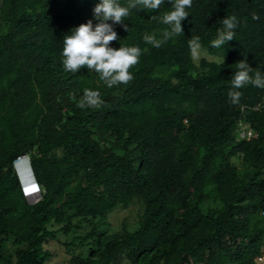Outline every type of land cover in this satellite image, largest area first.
I'll list each match as a JSON object with an SVG mask.
<instances>
[{"label":"trees","instance_id":"1","mask_svg":"<svg viewBox=\"0 0 264 264\" xmlns=\"http://www.w3.org/2000/svg\"><path fill=\"white\" fill-rule=\"evenodd\" d=\"M96 3L0 0V252L5 236L17 247L16 263L4 264H45L50 225L68 233L72 219L93 223L136 199L145 205L138 229L98 238L78 264H252L264 247V89L245 85L236 104L228 91L237 61L264 71V0H192L184 32L159 48L143 36L162 34L170 5L131 10L129 31L116 25L110 44L142 53L133 79L112 87L86 66L62 65L63 36ZM229 15L239 22L234 39L211 47ZM195 36L224 62L204 59L203 72H191ZM85 88L99 90V107L78 106ZM241 121L254 137L237 139ZM24 155L43 189L35 204L14 167ZM236 155L251 170L232 164ZM208 194L218 209L204 206Z\"/></svg>","mask_w":264,"mask_h":264},{"label":"clouds","instance_id":"2","mask_svg":"<svg viewBox=\"0 0 264 264\" xmlns=\"http://www.w3.org/2000/svg\"><path fill=\"white\" fill-rule=\"evenodd\" d=\"M166 2L170 6L159 20L167 28L159 37L155 33L143 36L145 42L156 48L184 32L182 20L189 16L188 9L192 7V0H128L126 4L121 0H97L92 9V18L73 27L63 36L61 57L64 69L76 73L81 66H86L89 72L97 73L107 87L127 84L133 79V73L129 69L138 63L142 49L136 45L125 46L121 43L119 47H113L110 42L118 40L115 26L120 25L125 31H129V26L124 21L131 10H157ZM238 23L235 15L223 17L215 38L209 41L210 46L219 49L233 40ZM188 43L191 54L197 56L201 49L200 37L195 36ZM248 84L264 89V71L259 66L253 68L245 59H241L236 62L228 91V97L233 104L238 103L242 95L238 90ZM102 103L98 89L85 88L78 106L99 107Z\"/></svg>","mask_w":264,"mask_h":264},{"label":"rangeland","instance_id":"3","mask_svg":"<svg viewBox=\"0 0 264 264\" xmlns=\"http://www.w3.org/2000/svg\"><path fill=\"white\" fill-rule=\"evenodd\" d=\"M3 31H6V28H4ZM204 59L208 62L216 63H220L223 60L221 57L209 55L205 50L200 49L198 55L195 57L193 56L194 66L191 68V72L202 73L203 69L201 68V62ZM252 131L254 130L252 129ZM249 132V124L244 121L238 123L236 132L238 140L241 137H245L244 134H249ZM62 155V152H57V156ZM230 161L242 172L251 170L249 165L243 161L242 155L233 156L230 158ZM42 192L43 189L41 187L28 191L23 189V193L29 204L38 203L41 200ZM209 194L205 200L204 206L210 209H218L219 204L216 203L212 195ZM144 212V203L136 199L127 206L121 205L112 210L103 219L97 218L93 220V223L79 222V219L74 218L72 219L73 227L68 233L63 232V225L53 223L48 228L54 232L55 237L48 240L44 245V248L49 252V259L45 264H78L77 261L79 257H86L88 253L96 247L98 238L103 237L105 241L110 239L113 235L120 234L125 230L133 232L138 229L142 222ZM74 213L75 211L72 210L68 215H74ZM258 218L262 220L260 227L264 228V216L259 215ZM14 240L15 238L12 235L5 236L2 240L3 250L0 252V264H4L5 259L10 256L13 263H16L17 247ZM263 250L264 247L262 251ZM118 264L132 263L125 257L123 260H120Z\"/></svg>","mask_w":264,"mask_h":264},{"label":"water","instance_id":"4","mask_svg":"<svg viewBox=\"0 0 264 264\" xmlns=\"http://www.w3.org/2000/svg\"><path fill=\"white\" fill-rule=\"evenodd\" d=\"M14 167L17 171L20 183L24 190L37 186L36 177L31 166V161L28 155L19 157L14 162Z\"/></svg>","mask_w":264,"mask_h":264},{"label":"built area","instance_id":"5","mask_svg":"<svg viewBox=\"0 0 264 264\" xmlns=\"http://www.w3.org/2000/svg\"><path fill=\"white\" fill-rule=\"evenodd\" d=\"M247 135L249 138H252L254 137V131H252V129H250V132L249 134H244V136ZM252 264H264V250L262 251V253L255 257L254 260H253V263Z\"/></svg>","mask_w":264,"mask_h":264},{"label":"bare ground","instance_id":"6","mask_svg":"<svg viewBox=\"0 0 264 264\" xmlns=\"http://www.w3.org/2000/svg\"><path fill=\"white\" fill-rule=\"evenodd\" d=\"M34 188L37 189V188H39V187H38V185H37V186H32V187H30V188H28V189H26V190L28 191V190H30V189H34Z\"/></svg>","mask_w":264,"mask_h":264}]
</instances>
